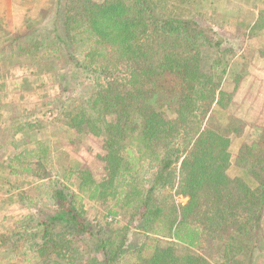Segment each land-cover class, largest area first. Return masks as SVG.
<instances>
[{
  "label": "trees",
  "instance_id": "16d2710c",
  "mask_svg": "<svg viewBox=\"0 0 264 264\" xmlns=\"http://www.w3.org/2000/svg\"><path fill=\"white\" fill-rule=\"evenodd\" d=\"M64 16L63 23L60 12L55 16V38L67 46L69 41H88L90 46L81 57L68 54L70 69L104 77L95 95L72 116L76 127L104 137L102 157L110 176L102 182L86 179L94 183L89 197L104 196L107 191L117 196L116 205L131 207L130 195H136L141 221L152 226L153 233L170 239L124 264H212L194 250L202 248L208 236L222 240V256L227 259L228 250H239L245 236L259 237L264 165L252 168L261 141L244 144L236 159L259 183L252 188L227 172L233 135L243 131L237 127L239 121L221 126L204 120L214 104H222V77L215 79L203 70L201 53L203 47H217L216 62L220 63L223 37L194 19L158 14L152 0H73ZM217 66L214 62L212 69ZM75 70L71 77L76 76ZM226 72L224 67L221 73ZM134 160L157 167L150 186L132 182ZM180 160L175 180L173 169ZM118 175L119 184H124L119 193ZM175 186L178 194L188 197L186 203L165 192ZM156 190L165 195L159 202L154 198ZM55 194L59 209L39 213L23 232L18 231L20 227L12 231L19 238L33 239L37 256L45 257L38 263L121 264L125 232L114 246L103 229L69 200L68 193L56 189ZM79 237L103 253L102 261L77 260Z\"/></svg>",
  "mask_w": 264,
  "mask_h": 264
},
{
  "label": "rangeland",
  "instance_id": "374dc122",
  "mask_svg": "<svg viewBox=\"0 0 264 264\" xmlns=\"http://www.w3.org/2000/svg\"><path fill=\"white\" fill-rule=\"evenodd\" d=\"M152 1L158 14L194 19L223 37L220 63L216 62L217 47H203L201 53L203 70L214 74L215 79L222 77V104H214L204 120L221 126L233 119L239 121L237 127L243 131L233 135L227 172L231 177H241L252 188L258 187L256 178L236 159L244 144L260 140L262 148L256 150L252 169L264 165V0ZM72 5L73 0H0V264H39L45 259L37 256L32 238H19L12 231L20 227L18 231L23 232L39 213L59 209L56 189L68 193L69 200L103 229L114 246L125 232L121 264L170 240L153 233L152 226L141 221L136 195H130L128 201L134 202L131 207L121 202L116 205L117 196L107 191L104 196L89 197L94 183L86 179L102 182L110 176L102 157L104 137L76 127L72 116L95 95L97 83L102 84L104 77L70 69L68 54L81 57L90 47L88 41H69L67 46L55 38L57 12L63 23ZM60 29L64 32L66 28L62 25ZM214 62L216 69H212ZM224 67L227 72L222 74ZM73 70L76 76L71 77ZM181 160L173 169L175 180ZM134 162L137 168L132 182L150 186L157 167L144 160ZM116 180L119 193L124 184H119V175ZM176 186L165 192L186 203L188 197L178 194ZM162 192L155 191L156 202L165 196ZM259 224V237L245 236V246L228 250L231 260L222 256V240L211 236L202 248L194 250L212 264H264V212ZM75 246L81 250L76 253L80 262L104 258L88 240L79 237Z\"/></svg>",
  "mask_w": 264,
  "mask_h": 264
}]
</instances>
